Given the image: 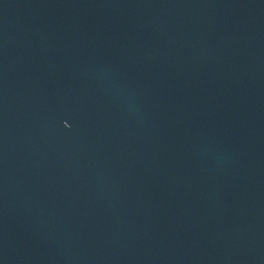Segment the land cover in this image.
Here are the masks:
<instances>
[{
	"label": "water",
	"instance_id": "water-1",
	"mask_svg": "<svg viewBox=\"0 0 264 264\" xmlns=\"http://www.w3.org/2000/svg\"><path fill=\"white\" fill-rule=\"evenodd\" d=\"M0 264H264V0H0Z\"/></svg>",
	"mask_w": 264,
	"mask_h": 264
}]
</instances>
